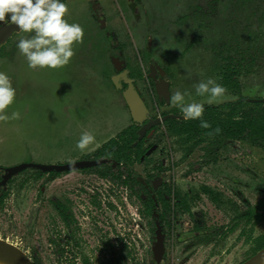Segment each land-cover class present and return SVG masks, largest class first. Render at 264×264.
<instances>
[{"label":"rangeland","instance_id":"1","mask_svg":"<svg viewBox=\"0 0 264 264\" xmlns=\"http://www.w3.org/2000/svg\"><path fill=\"white\" fill-rule=\"evenodd\" d=\"M90 1L66 2L69 23H79L85 37L89 32L95 36L89 39L94 46L91 52L85 50L84 41L74 44L75 55L65 67L29 69L16 48L18 40L29 35L23 32L3 48L0 71L9 74L16 89L15 102L6 111L9 115L18 111L20 119L0 121V174L20 164L74 163L135 124L124 94L112 83L120 71L114 68V58L124 66L127 63V73L140 71L142 77L135 79V91L147 104L149 116L157 117L179 109L170 101L178 90L189 93V103L208 104L206 97L195 94L194 85L208 78L217 81L212 67L213 50L218 45L223 44L224 51L237 44L253 47L262 54L250 75L241 80L242 94L264 99V0H140L136 14L129 12L125 0H110L109 12L118 10L113 31L119 41L113 50L110 40L90 22L80 4ZM198 4L209 8L208 34L202 35V29L189 32L186 15ZM190 38L195 39L196 46L188 49ZM150 70L172 77V93L164 106L160 105L157 81L149 76ZM115 86L120 87V83ZM234 101L236 98L225 93L211 105ZM84 131L91 132L95 141L81 152L76 142ZM150 143H158V151L150 161L132 167L142 182H148V175L160 166L163 179L182 197L197 195L206 185L245 211L263 196L264 151L247 141L226 144L216 165L188 176L191 166L202 160V150H195L181 162L178 144L163 126ZM6 192L0 210V239L30 258L36 256L41 264H153V247L158 242L163 244L165 264H240L250 257L255 240L264 234L263 223L252 231L247 226L245 236H241L243 225L224 236L235 214L230 208L214 207L202 195L201 200L191 203L193 217L171 212V228L163 230L158 218L146 216L141 202L128 190L98 179L93 172L61 174L51 181L48 175L37 177L33 170H26L9 181ZM63 194L73 200L77 218L70 235L76 237V244H70L59 256L63 224L50 199ZM197 221L213 232L207 243H198L192 235Z\"/></svg>","mask_w":264,"mask_h":264},{"label":"flooded vegetation","instance_id":"2","mask_svg":"<svg viewBox=\"0 0 264 264\" xmlns=\"http://www.w3.org/2000/svg\"><path fill=\"white\" fill-rule=\"evenodd\" d=\"M68 1H70V0H64L65 3L68 2ZM125 2L128 4L127 6L129 8V12L133 13V14L137 13L138 6L142 4V1H140V0H137V1L136 0H125ZM80 4H82V6L84 7L83 10L85 12H87L86 15L89 18L90 22L95 23V25L100 29V31L104 32V35L108 39V41L109 40L111 41V42L109 41V48L111 50H113L118 45L117 44L118 43L117 42L118 37H116L117 35L113 31V25L115 24V21L113 20V17H115V16L117 17L118 10L114 14H111L110 12L112 10L110 11V8H109L110 6H112L113 3L110 0H91L88 3L80 2ZM116 4H118V2ZM118 9H120L119 6H118ZM194 12H197V14H196L197 18H195V16H194L195 13ZM191 13L186 15V20L188 21V23L190 22L189 23V29L191 31H189V32L191 33L193 31V29H194L193 33L195 34V32L199 33L201 31V29H202V31H201L202 35L203 34H208L209 31H210L209 24H208L209 13H210L209 8L206 7L205 5L198 4V6H196V8L192 9ZM198 16H200V18H198ZM112 21H113V23H112ZM20 32L21 31L15 32L2 46H0V49L2 48V50H3V48L8 43H10V40H12L11 38L17 36ZM87 35H89V36H87V37L83 36V41L85 42V46H86L85 50H89V52H91L92 49H94V46H91V44L89 43V39L90 38H94L95 34L89 32ZM194 45L196 46L195 39L194 38L193 39L190 38L188 49L193 48ZM222 46H223V44L222 45H218L217 48H215L213 50V53H215V60H214L215 63H213L212 71L215 74L218 83H219V80H220V74L222 72V67L220 66V64H222V62H223L222 55L224 56V53H225V51L223 50ZM148 49L149 48H147V50ZM1 53H2V51H1ZM146 58H148V56H146L145 59ZM114 59H116V58H114ZM116 60L119 63L120 71H119V74L117 75V77L112 80L113 86L116 87V90L121 91L123 94L129 88H132L135 91V88H136L135 79L142 77L140 71L139 70L138 71L133 70L132 72L127 73V70H128L127 63L124 66L123 62H121L118 59H116ZM114 68L118 71V69L115 66H114ZM166 71H169L168 67L166 68ZM148 73H149L150 77L155 78L156 81H157L158 91L160 93V96H159L160 97V105L164 106L165 105V100L170 98L171 93H172V86H171L172 77L170 75L166 74V73L164 75H161V74H159V72L157 70H150ZM116 83H120V87L115 86ZM161 84H167L169 86V91H168L169 94H168V96H165L162 93L161 88H160ZM241 91L243 92V88L241 89ZM242 92L240 94V97L243 98L244 100H246L249 103H255V102H250V100H261V99H263V98H258V99L246 98V97L243 96ZM225 93H227V94L233 96L234 98H236V101L239 99V97H237V96H235L233 94H230L228 92H225ZM136 94L139 97V99L141 100V102L143 103L144 111H145V120H144V122L142 124H138L132 118V120L135 122V124H131L130 125V126L136 125L138 127L137 128V140H138V132L140 131V129L143 126H145V125H147L149 123L153 124V126L146 131V133L141 138V140H138V142L143 141V147H144V149H146L143 152L142 156L140 157V161L139 162H135L132 165H126V166L123 165L118 170V168H116V165H114V164L110 163L109 161H107V157L106 156H102V155L98 156V153H97L99 151V149H101L104 145H106L110 140L116 138L118 134L122 133L124 130H126L127 128L130 127V126H128L124 130H122L120 133L116 134L107 143H105L100 148H98L93 154H91L89 156H86L83 159H79V160H77L74 163L66 162V163H62V164H48V165H74V164H79V163H90L91 166H89L87 168L78 169L76 171L49 172V173H41V172H39L37 170H34V169H27V170H33L34 173H35V171H37L40 174H42V176L43 175H48L49 179L51 181L54 180L55 178L59 177L61 174L70 175V174H73V173L93 172L98 179H100L102 181H107V182L114 183V184L119 185L122 188L128 190L130 192V194L133 195V197H135L136 199H138L141 202V205H142V207L144 209V214L146 216H148V214H147L148 213L147 212V205H149L150 201H152L153 207H154V214L151 215V216H148V217L151 220H153L155 217H157L158 220L160 221V224H161V227L163 228V230H165L166 228H171V221L169 220L171 212L175 216H176V213L178 211V213H180V214H187L188 216L193 217V214L191 213V209H190L191 203L201 200V195L204 196L205 198H207L208 202H210L214 207L217 208L218 206L213 204L209 200V197L202 190V188H209V189L213 190L216 193L222 194L221 192H219L218 190H216L213 187L205 185V186H202L200 188L199 194L194 195L192 197H188V196L182 197L178 193L174 192V189H172V185H171L170 182H167V181H165L163 179V177H162L163 170L161 169L160 166L159 167L157 166L155 172L153 171L152 173H150L148 175V179H147L148 182H142L140 180V177H138L136 174H134L132 172V167L135 164H137V163L138 164H142L144 162L150 161V157L156 151H158V148H159L158 147V143L157 144L156 143H150L149 144V142H150L151 138L156 136V134L158 132V128L162 127V126L164 128L165 133L168 134L169 136L173 137L175 139L176 143L178 144V150L182 153L181 162L186 161L194 153L195 150H197V149L202 150V152H203L202 160L200 162H197V163H195V164H193L191 166L190 170L186 173L187 176L190 175V174L196 173L198 171H201L202 169H204L206 167H209L211 165H216L217 162H218V158H219V152L226 146V144L231 143V142L225 143L224 146L220 147L219 149H215L214 150L215 152H214V154H212L210 161L207 160L208 162L205 159V152H204V149H203V147L205 146V143L200 145V146L195 147L192 150V153L186 159H184L183 158V153H184L183 146H180L176 136L171 135L168 132L167 127L165 125L166 121L168 120V117L177 116V119L184 120L183 119V115L180 112V110L179 109H174V110H170L168 112H164V113L160 114L157 117H151V116H149V112L146 111L148 106L144 102L143 97L141 96L140 93L136 92ZM236 101H234V102H236ZM230 103H233V102H230ZM226 104H229V103H225V104L217 105V106H223V105H226ZM204 106H206V107L207 106L216 107L214 105H209V104H204ZM158 119H160L161 121L159 123H156V120H158ZM234 142H240V141H234ZM153 147L155 148L154 151L149 156L145 157V154ZM142 157H144L143 160H142ZM205 162H207V163H205ZM93 163L95 165H93ZM1 169L2 168H0V171H1ZM25 171L26 170H24L23 172H25ZM23 172H21V173H23ZM21 173H19V174H21ZM53 173H55V174H53ZM4 174H0V184H1L2 176ZM114 174H116L117 176L121 175V179L114 178ZM18 175H16V176H18ZM130 176H132L133 178L136 179L137 183L135 184L134 188H131L127 184V182L129 181ZM14 177H12L11 179H13ZM9 181H8V183H9ZM8 183H7V185H8ZM7 185H6L5 189L3 187H1V185H0V192L1 193H5L7 191ZM263 191L264 190H262V193H263ZM172 196H173V199H174V205L173 206L171 205L172 200H173ZM223 198L226 199V200L228 199V200L232 201L229 198H225L224 195H223ZM72 201L73 200H71V198H67V196L65 194H63L59 198H51L50 199L51 206L53 207V209L57 213V215H58V217L60 219V222L63 224V226L61 228V231H60V234H61L60 237L62 238V240H61L62 244L60 246H59V244L57 245V253H59V256H63L67 252L66 249L69 248L70 244H74V243L76 244V242H74L76 240L75 239L76 237L70 235L72 233L71 232V229H72L71 225H73V224L75 225L76 224L75 218H77V216L75 215V211L73 210V207L71 206V202ZM94 204L97 205L96 202H94ZM3 205H4V203H3ZM255 205H253V206H255ZM172 207H174V208H172ZM222 207H226V206H222ZM235 207L238 210H240L238 208L237 204H235ZM263 223H261V224H263ZM261 224L254 225L253 227H252V225H246L245 226L244 224H240L239 226L243 225L245 229H246L247 226H250V230L252 231L254 229V227L259 226ZM228 229H226V231L223 233V235L224 234H226V235L232 234V233H234L236 231L237 228L231 233H227ZM212 234H213V232L209 231L205 227L204 224L203 225L202 224L199 225L198 221L195 222V225L193 226L192 235H193L194 238L199 239V241H197L198 243H207L209 241L210 237L212 236ZM245 235H241V236H245ZM198 237H200L201 239L198 238ZM52 243L56 244V241H52ZM9 244H11V243H9ZM13 246H15V245H13ZM162 249H163V244H162ZM251 257H252V254L250 255L249 258H251ZM29 259L32 261L33 264H41L40 261H39V258H37L36 256H35V258H34V256H32L31 258L29 257ZM248 259H246V260H248ZM246 260H244L243 262H245ZM242 263H240V264H242ZM153 264H155V263H153ZM160 264H165L164 250H163V258H162Z\"/></svg>","mask_w":264,"mask_h":264},{"label":"trees","instance_id":"3","mask_svg":"<svg viewBox=\"0 0 264 264\" xmlns=\"http://www.w3.org/2000/svg\"><path fill=\"white\" fill-rule=\"evenodd\" d=\"M1 51L2 48L0 53ZM260 54H262L261 50L253 47L242 48L240 44H237L234 49L225 50L224 56L222 55L223 62L220 64L222 72L219 83L227 89L226 92L239 99L223 106H204L202 119L208 122L209 128H202L200 120H179L177 116L168 117L165 125L168 132L176 136L180 146H183L184 159L192 153L195 147L204 143L206 161H210L215 149H219L228 142L247 141L251 146L264 151V103H249L240 97L243 87L241 80L250 75L254 65H258ZM137 128L136 125H132L118 134L116 138L99 149L98 156H106L107 161L116 165L118 170L123 165L139 162L146 149L143 147V141L138 142L137 140ZM35 174L37 177L42 176L37 171ZM114 178L121 179V175L114 174ZM136 183V179L130 176L127 184L134 188ZM202 190L213 204L218 207L226 206L234 212L235 216L232 218L234 223L227 233L233 232L240 224L253 227L264 222V191L262 199L255 206H248L245 211H241L232 201L224 199L222 194L209 188H202ZM7 195V192H0V210ZM147 212L148 216L154 214L152 201L147 205ZM245 233L244 228L241 235ZM262 248H264V234L255 240L252 256Z\"/></svg>","mask_w":264,"mask_h":264},{"label":"clouds","instance_id":"4","mask_svg":"<svg viewBox=\"0 0 264 264\" xmlns=\"http://www.w3.org/2000/svg\"><path fill=\"white\" fill-rule=\"evenodd\" d=\"M69 8L64 0H0V26H17L19 31L29 34L18 40L16 48L27 67L33 71L60 69L68 65L75 55L74 44L83 42L84 30L79 23H69L66 16ZM195 94L206 97L211 105L222 97L227 89L213 78L202 80L194 85ZM188 92L176 91L171 103L180 109L184 120H200L202 128H209L203 120L204 103L187 102ZM16 89L5 71H0V121L20 119V113L7 109L13 105ZM95 136L81 133L76 148L81 152L93 144Z\"/></svg>","mask_w":264,"mask_h":264},{"label":"water","instance_id":"5","mask_svg":"<svg viewBox=\"0 0 264 264\" xmlns=\"http://www.w3.org/2000/svg\"><path fill=\"white\" fill-rule=\"evenodd\" d=\"M19 29L17 26H1L0 27V46H2L15 32H18ZM115 67L120 70L119 63L116 59H114ZM161 91L165 96L169 94V86L167 84L160 85ZM125 99L127 101L128 106L133 111V120L138 124H142L145 120V111L144 105L137 96L136 92L129 88L124 92ZM250 102H261L264 103V99L261 100H250ZM161 120H156V123H159ZM153 126L152 123H149L143 126L138 132V140L144 136L146 131ZM154 147L151 148L146 154L145 157L149 156L153 151ZM144 157H142V160ZM91 166L90 163H79L74 165H43V164H20L10 170H8L3 176L1 180V187L4 189L8 181L23 172L27 169H34L41 173H49V172H63V171H76L78 169L87 168ZM153 258L155 259V264H160L163 258V249L162 242H158L153 247ZM0 263L2 264H33L29 257L19 248L9 244L0 239ZM242 264H264V248L253 255L251 258L243 262Z\"/></svg>","mask_w":264,"mask_h":264},{"label":"bare ground","instance_id":"6","mask_svg":"<svg viewBox=\"0 0 264 264\" xmlns=\"http://www.w3.org/2000/svg\"><path fill=\"white\" fill-rule=\"evenodd\" d=\"M0 264H2V263H0Z\"/></svg>","mask_w":264,"mask_h":264}]
</instances>
